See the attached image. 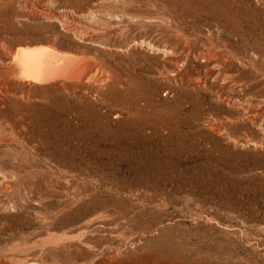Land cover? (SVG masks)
Listing matches in <instances>:
<instances>
[{
  "label": "rangeland",
  "instance_id": "rangeland-1",
  "mask_svg": "<svg viewBox=\"0 0 264 264\" xmlns=\"http://www.w3.org/2000/svg\"><path fill=\"white\" fill-rule=\"evenodd\" d=\"M140 12L167 47L129 66L177 60L175 103L19 98L10 47L114 42ZM0 72V264H264V0H0Z\"/></svg>",
  "mask_w": 264,
  "mask_h": 264
},
{
  "label": "bare ground",
  "instance_id": "bare-ground-1",
  "mask_svg": "<svg viewBox=\"0 0 264 264\" xmlns=\"http://www.w3.org/2000/svg\"><path fill=\"white\" fill-rule=\"evenodd\" d=\"M135 14L134 24L143 30L132 32V29H125L114 42H96L92 38H87V41L76 44L79 48L72 50H64L52 44L10 47L7 56L9 64L6 69L12 82L19 89L17 93L19 98L38 97L40 100V97H50L52 93L53 95L62 93L77 97L78 100L79 97H86L84 100L87 102L91 97L101 101L110 95L114 97L112 103L100 105L99 109L102 113L111 115L114 120H129L134 113L147 112L149 107L159 100L168 99L166 97L168 94L171 96L170 101L175 103L179 75L177 60L169 58L166 68L155 66L153 69H146L143 65L135 64L129 66L133 62L127 60L129 53L147 58L149 56L144 52L149 46L162 55L167 47L163 41L157 40L158 38L152 40L148 36L146 30L152 21L151 16L143 12ZM119 16L122 18L124 14ZM121 18L118 22L124 20ZM154 18L158 19L159 16L155 15ZM125 19L131 25L133 19L130 17ZM155 29L158 32L163 30L159 24H156ZM168 46L173 51L176 49V43L173 41H170ZM202 52L204 54L205 50ZM204 56L212 58L214 64L219 65L217 77L228 79L229 82L239 80V76L236 75L238 69L231 64L227 65L229 63L227 53L221 50L216 53L215 50L207 48ZM161 80H167L168 84H162ZM33 90H38L40 94L35 95ZM11 92L7 85L0 87V102ZM14 94L16 93H12ZM154 128L156 134L166 129L163 124H156Z\"/></svg>",
  "mask_w": 264,
  "mask_h": 264
}]
</instances>
